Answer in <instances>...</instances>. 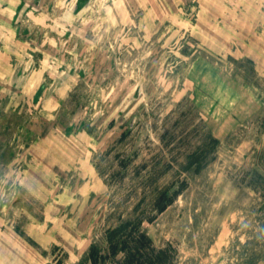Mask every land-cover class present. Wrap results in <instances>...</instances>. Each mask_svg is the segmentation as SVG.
Here are the masks:
<instances>
[{
  "label": "rangeland",
  "instance_id": "obj_1",
  "mask_svg": "<svg viewBox=\"0 0 264 264\" xmlns=\"http://www.w3.org/2000/svg\"><path fill=\"white\" fill-rule=\"evenodd\" d=\"M132 254L264 264V0H0V264Z\"/></svg>",
  "mask_w": 264,
  "mask_h": 264
},
{
  "label": "trees",
  "instance_id": "obj_2",
  "mask_svg": "<svg viewBox=\"0 0 264 264\" xmlns=\"http://www.w3.org/2000/svg\"><path fill=\"white\" fill-rule=\"evenodd\" d=\"M140 257H141V255L139 254V259H137V258H136V255H135V254H132V255H131V264H132V262H134V259L137 260V263H138V264H142V263H140V260H141ZM83 263H84V261H81V262H80V264H83Z\"/></svg>",
  "mask_w": 264,
  "mask_h": 264
}]
</instances>
